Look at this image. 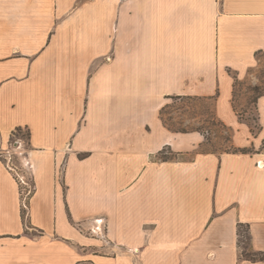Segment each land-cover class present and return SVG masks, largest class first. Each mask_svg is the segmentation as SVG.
<instances>
[{"label": "crops", "instance_id": "obj_1", "mask_svg": "<svg viewBox=\"0 0 264 264\" xmlns=\"http://www.w3.org/2000/svg\"><path fill=\"white\" fill-rule=\"evenodd\" d=\"M260 55L264 0H0V264H264V95L256 130L234 106ZM179 97L243 151L171 130Z\"/></svg>", "mask_w": 264, "mask_h": 264}, {"label": "rangeland", "instance_id": "obj_2", "mask_svg": "<svg viewBox=\"0 0 264 264\" xmlns=\"http://www.w3.org/2000/svg\"><path fill=\"white\" fill-rule=\"evenodd\" d=\"M259 66L252 71V77L246 81H238L235 88L234 106L236 110L247 118L252 126H257V115L252 102L261 93H264V55H260ZM257 89V90H256ZM249 109V115L245 117V111ZM214 104L212 101L203 98H181L174 99L171 106L165 109L164 122L171 129L186 128L188 130L201 129L206 132H215L216 135L208 136L206 150L233 151L230 144L231 131L223 127L217 120H213ZM207 120V122H206ZM206 122V123H205ZM210 122V123H208ZM25 138V137H24ZM22 154L27 151L26 138L20 142ZM13 145L10 146V153L4 154L6 163L19 166L18 152H13ZM17 175V172L14 171ZM245 241V239H244ZM246 242V241H245ZM245 243L241 244V252Z\"/></svg>", "mask_w": 264, "mask_h": 264}, {"label": "trees", "instance_id": "obj_3", "mask_svg": "<svg viewBox=\"0 0 264 264\" xmlns=\"http://www.w3.org/2000/svg\"><path fill=\"white\" fill-rule=\"evenodd\" d=\"M237 82H238V80H236V83ZM235 88H236V85H235ZM263 95H264V93H261V94H259L254 99V101L252 102V104L254 105V107H256V104H257V101H258L259 97H261ZM234 98H235V91H234ZM176 99L177 100L178 99H181V97L176 98ZM216 99H217L216 97L206 98V100H209V101H212L213 102V104H214V110H215V102H216ZM165 109L166 108H164L163 111H162V119H163V121H164L163 116H164ZM213 120H216L215 119V114L213 115ZM206 122H207V120H206ZM208 123H210V122H208ZM222 126L225 127V128H227L225 125H222ZM253 128H254V130L258 129V125L255 126V127L253 126ZM171 130H173L175 132H179V133H187V132L192 131V130L202 131L201 129L188 130L186 128H178V129H171ZM22 132H24V129H17L16 131H14V133L12 134V137H11V142L14 143L15 142V139L19 135H21ZM25 134L27 135V138H29L30 134L28 132H25ZM22 138H24V136ZM233 151L239 152V151H243V150H238V149H235L234 148ZM26 213H27V209L25 208L24 209V217H25ZM238 236H239V245H240V247H241V244L242 243H245L247 245V247H245V248L243 247V251H246L245 253L244 252L242 253L243 254V257L246 258L247 260L252 261V262H258V261L264 262V252H253V251L250 250L251 236H250V229H249V227L246 226V225L240 224L239 225V228H238ZM244 239H245L246 242L244 241Z\"/></svg>", "mask_w": 264, "mask_h": 264}, {"label": "built area", "instance_id": "obj_4", "mask_svg": "<svg viewBox=\"0 0 264 264\" xmlns=\"http://www.w3.org/2000/svg\"><path fill=\"white\" fill-rule=\"evenodd\" d=\"M9 164V167H10V169L12 170V171H15V172H17V177H18V179L20 180V183L22 184V185H27L28 183V181H27V179H26V177H25V175H23V172H22V170H21V167H19V166H15L14 167V164H10V163H8ZM26 191H27V193L29 194V196H30V194H31V189H29V188H27L26 189ZM104 228V227H103ZM101 231V232H100ZM98 233H93V235L94 236H103V237H105V228L103 229V230H100Z\"/></svg>", "mask_w": 264, "mask_h": 264}]
</instances>
